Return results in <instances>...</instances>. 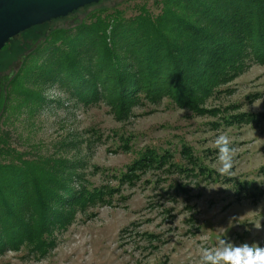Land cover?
I'll list each match as a JSON object with an SVG mask.
<instances>
[{
    "label": "rangeland",
    "instance_id": "374dc122",
    "mask_svg": "<svg viewBox=\"0 0 264 264\" xmlns=\"http://www.w3.org/2000/svg\"><path fill=\"white\" fill-rule=\"evenodd\" d=\"M157 1L101 0L22 32L0 52V146L27 160L72 161L90 188L108 187L104 201L78 209L55 232L47 254L8 250L0 264H199L202 249L222 238L264 247V64L249 63L191 108L168 97L129 109L85 103L58 83L26 81L53 31L100 10L133 16L144 6L157 15ZM222 134L230 151L221 157ZM165 151L166 165L125 180L142 154Z\"/></svg>",
    "mask_w": 264,
    "mask_h": 264
},
{
    "label": "trees",
    "instance_id": "16d2710c",
    "mask_svg": "<svg viewBox=\"0 0 264 264\" xmlns=\"http://www.w3.org/2000/svg\"><path fill=\"white\" fill-rule=\"evenodd\" d=\"M157 3V15L144 6L133 16L100 10L89 22L53 31L36 48L26 81L58 83L85 103L105 99L129 109L168 97L191 108L249 63L264 64V0ZM156 153L136 159L125 180L166 165L170 153ZM10 154V162L0 160V254L24 247L44 256L56 245L55 232L78 209L104 201L108 187L90 188L72 161L27 160L0 146L1 157Z\"/></svg>",
    "mask_w": 264,
    "mask_h": 264
},
{
    "label": "water",
    "instance_id": "95a60500",
    "mask_svg": "<svg viewBox=\"0 0 264 264\" xmlns=\"http://www.w3.org/2000/svg\"><path fill=\"white\" fill-rule=\"evenodd\" d=\"M101 0H0V52L22 32Z\"/></svg>",
    "mask_w": 264,
    "mask_h": 264
},
{
    "label": "clouds",
    "instance_id": "9594fccd",
    "mask_svg": "<svg viewBox=\"0 0 264 264\" xmlns=\"http://www.w3.org/2000/svg\"><path fill=\"white\" fill-rule=\"evenodd\" d=\"M261 102L253 101V105L259 107ZM215 143L221 157L225 151H230L227 135L218 136ZM254 225L261 228V223ZM199 264H264V247L247 242L236 245L222 238L214 247L202 249Z\"/></svg>",
    "mask_w": 264,
    "mask_h": 264
}]
</instances>
